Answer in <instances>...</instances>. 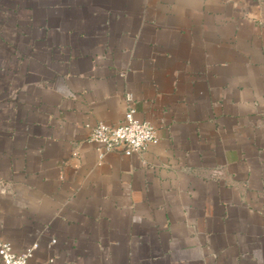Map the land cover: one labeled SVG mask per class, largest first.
I'll list each match as a JSON object with an SVG mask.
<instances>
[{"label": "crops", "instance_id": "crops-1", "mask_svg": "<svg viewBox=\"0 0 264 264\" xmlns=\"http://www.w3.org/2000/svg\"><path fill=\"white\" fill-rule=\"evenodd\" d=\"M129 96L157 141L100 157ZM0 241L28 264H264V0H0Z\"/></svg>", "mask_w": 264, "mask_h": 264}, {"label": "built area", "instance_id": "built-area-1", "mask_svg": "<svg viewBox=\"0 0 264 264\" xmlns=\"http://www.w3.org/2000/svg\"><path fill=\"white\" fill-rule=\"evenodd\" d=\"M126 110L122 122L116 126L103 123L95 125L89 134V140L99 146V156L121 149L125 156L140 153L147 146L156 143L153 127L135 117V107L132 98L126 99ZM31 250L17 254L11 245L0 241L1 264H28Z\"/></svg>", "mask_w": 264, "mask_h": 264}]
</instances>
